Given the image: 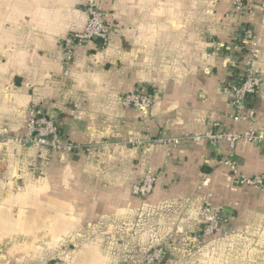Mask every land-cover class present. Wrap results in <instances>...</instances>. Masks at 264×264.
<instances>
[{"label":"crops","instance_id":"obj_1","mask_svg":"<svg viewBox=\"0 0 264 264\" xmlns=\"http://www.w3.org/2000/svg\"><path fill=\"white\" fill-rule=\"evenodd\" d=\"M241 14L233 0H98L109 39L77 49L63 42L86 24L85 0H0V130L20 135L41 108L68 141L89 151L49 152L0 142V264H264V144L181 143L165 152L128 139L264 132V10ZM255 34L262 78L246 115L233 120L228 82L242 67L241 28ZM243 49V48H242ZM153 93L145 111L120 99ZM4 159V161H3ZM229 160L230 164L226 162ZM159 173L146 197L131 188ZM226 232L200 243L211 217Z\"/></svg>","mask_w":264,"mask_h":264},{"label":"built area","instance_id":"obj_2","mask_svg":"<svg viewBox=\"0 0 264 264\" xmlns=\"http://www.w3.org/2000/svg\"><path fill=\"white\" fill-rule=\"evenodd\" d=\"M232 7L241 14H247L253 9L252 0H233ZM260 9L264 10V0L260 2ZM84 12L87 20L84 28L80 32L72 33L63 42L64 64L67 65L72 60L75 51L87 43L100 39L105 43L109 39L110 30L106 25L104 12L98 6V0H85ZM237 49H246L243 57L239 60L242 64L239 73L235 78L228 82L227 88L230 92V105L232 107L233 120H238L246 115V102L248 97L255 95L261 86L262 77L255 72L254 63L259 56V50L255 46V34L251 27L241 28L240 39L237 43ZM154 102L153 93L145 89H137L121 97L120 103L124 109H133L137 111L147 110ZM206 140L210 144H216L220 141H227L229 150H232L236 143L246 142L256 145L264 144V132L251 130L245 133H236L233 131H224L218 125L205 135H192L184 137L158 136L142 137L128 139L126 144L133 147H143L150 144L161 145L165 147V152L177 147L181 143H195ZM12 141L21 147H33L47 150L49 152L75 153L77 151H89L93 145H78L68 141L60 133L58 125L50 119L48 115L39 107L32 106L27 110V116L24 123L22 134H14L7 129L0 130V142ZM4 161V159H3ZM226 162L230 164L227 159ZM231 165V164H230ZM159 173L151 169L145 171L144 175L131 188V193L138 197L148 196ZM239 185L260 187L264 185V174L253 177H239ZM206 207L211 211V219L205 223L198 234V238L204 240L220 232H226L222 224L219 209L215 208L210 202H206ZM166 257V245L162 244L150 249L144 257L142 264H159Z\"/></svg>","mask_w":264,"mask_h":264},{"label":"water","instance_id":"obj_3","mask_svg":"<svg viewBox=\"0 0 264 264\" xmlns=\"http://www.w3.org/2000/svg\"><path fill=\"white\" fill-rule=\"evenodd\" d=\"M96 43H98L99 45H103V41L102 40H100V39H95L94 40ZM223 212L224 211H220V217H223L222 215H223Z\"/></svg>","mask_w":264,"mask_h":264},{"label":"trees","instance_id":"obj_4","mask_svg":"<svg viewBox=\"0 0 264 264\" xmlns=\"http://www.w3.org/2000/svg\"><path fill=\"white\" fill-rule=\"evenodd\" d=\"M242 51H245V52H246V49L243 48ZM253 96H254V95H252L251 97H248L247 102H246V106H247V104L249 103L250 99H251Z\"/></svg>","mask_w":264,"mask_h":264},{"label":"rangeland","instance_id":"obj_5","mask_svg":"<svg viewBox=\"0 0 264 264\" xmlns=\"http://www.w3.org/2000/svg\"><path fill=\"white\" fill-rule=\"evenodd\" d=\"M218 234V233H217ZM204 240H206V239H204ZM204 240H201V239H199V242L200 243H202V242H204ZM166 244V243H165ZM166 256H167V253H166ZM166 258V257H165Z\"/></svg>","mask_w":264,"mask_h":264}]
</instances>
